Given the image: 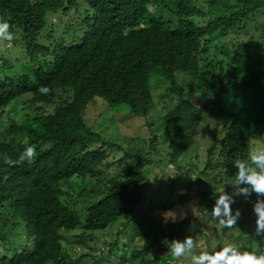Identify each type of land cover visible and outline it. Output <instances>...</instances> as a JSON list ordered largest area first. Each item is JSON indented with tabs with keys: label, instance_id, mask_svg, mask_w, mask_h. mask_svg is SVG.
I'll use <instances>...</instances> for the list:
<instances>
[{
	"label": "trees",
	"instance_id": "16d2710c",
	"mask_svg": "<svg viewBox=\"0 0 264 264\" xmlns=\"http://www.w3.org/2000/svg\"><path fill=\"white\" fill-rule=\"evenodd\" d=\"M261 10L264 0H0L13 45H25L29 56L18 65L0 54V116L8 114L7 123L0 119V264H74L79 257L65 246L67 233L81 231L75 240L85 245L126 218L105 255H84L102 264L119 250L146 196L151 203L137 235L157 252L143 256L135 240L121 264H178L161 241L186 237L194 215L184 206L198 201L208 216L222 191H234V161L247 160L251 141L264 135V71L257 68L264 42L235 37L249 32L256 24L250 16ZM245 56L253 58L248 74L240 71ZM158 86L177 100L162 118L163 156L162 142L145 157L103 138L87 120L95 102L117 114L124 104L130 114L147 116ZM18 109L22 121L10 116ZM203 133L211 134L209 161L185 170L181 156ZM33 145V162H5ZM156 152L176 169L153 188L147 170ZM256 199L237 197L238 227L221 232L264 253V238L255 235ZM177 207L186 214L164 223L159 212ZM215 250L205 240L196 251Z\"/></svg>",
	"mask_w": 264,
	"mask_h": 264
},
{
	"label": "rangeland",
	"instance_id": "374dc122",
	"mask_svg": "<svg viewBox=\"0 0 264 264\" xmlns=\"http://www.w3.org/2000/svg\"><path fill=\"white\" fill-rule=\"evenodd\" d=\"M250 19L254 20L256 24L249 29V32L239 31L238 34L235 35L236 41L239 39L238 41H243V43L246 44L257 40H262L264 42V12L261 10L257 13H253L250 16ZM69 26L71 25H66V27ZM58 30L61 31V29ZM3 42L5 43H1L0 54L13 59L18 65H25L28 63L29 56L25 52V45H13L12 41ZM257 52L259 53L258 50ZM41 55L42 54H39L38 59L43 62L45 60ZM258 56L260 57L259 62L262 63L259 64L257 68L264 71V56L262 57L260 54ZM258 56L256 54L253 56L255 61ZM19 58L21 61H17ZM253 58L245 56L243 62L240 64L242 66V69L240 70L241 73H249V64L252 63ZM154 97V106L150 109L147 116L130 114L129 110H125L126 106L124 104L118 106V108L123 111L122 113L117 114L115 107L105 108L95 102L91 103L86 109V117L88 122L94 127V130L99 132L103 138L112 141H121L125 147L133 149L134 152L141 150L142 155H145V157L147 156L146 152L154 148V145H156L155 142L158 144H161L162 142L161 146H157V148L159 151H162L163 156L166 144L163 141V135L165 132H162L164 124L162 118L174 107L177 100H175L176 95L167 91L163 86L154 88ZM7 115L5 116V119L0 116V119L5 120L7 123ZM10 116L14 117L15 121H22V119H25L22 109L10 112ZM214 123L216 124V121ZM204 127L215 129L212 124H204ZM0 128H3V125ZM210 137L211 134L203 133L198 140L191 143L189 150L181 156L182 164L184 165L185 170L186 168L192 167H196L198 170L204 168L206 162L209 161L208 149L212 145V142L207 140H209ZM253 149H264V135L261 138L251 141V150ZM160 154L159 152L154 153L152 156L154 164L148 165L147 173L150 178L149 187L152 186L154 188L158 187L160 184L163 185L166 182V179L163 178L164 173L167 175L175 174V171L173 170L176 169V166L169 163V160L161 157ZM159 160H163L164 163H159ZM150 203L151 197L146 196L138 209L139 219L137 222H133L134 224L132 223L128 226L125 232L122 233L121 246L119 247V250H116L114 252V256L110 259L104 260L102 264H121V259L125 257V253L127 252V247L129 245L130 253H132L135 247L134 241H140L141 239L140 236L137 235V230L142 223L145 213L149 210ZM184 207L188 209L187 212L191 211L194 215L191 216L193 219L192 224H190L186 229V236L192 235L199 241L198 244L203 243L198 245L196 250L204 247L205 240H208L210 246L214 249H219L228 243L236 244L241 250L247 249L243 248V246L241 247V241H238V239L233 235L227 233L222 234V228L219 226L218 222L212 219L210 211L207 216V210H200L198 201ZM181 208L182 207H177L170 210L176 212L178 217H183L186 214V209ZM164 212L166 211L161 210L159 212L162 218V214ZM125 221L126 218L107 229L96 231L95 234L91 236V240H89L85 245L78 243L75 240L79 237L78 233L81 231H71L67 233L71 243H65V246L69 249L73 258L79 257V260L75 261L74 264H92L93 259L89 256H84L88 255V253H92L98 257L105 255L107 253L108 245L116 238V234L121 228V222ZM254 228L256 231V226H254ZM145 245L146 243L144 241H140L137 246H141L143 256L151 255L157 252V245L155 243H150L148 247H145ZM259 248L260 246L258 244L255 245L254 251H257ZM189 261L190 257H185L182 258L178 264H189Z\"/></svg>",
	"mask_w": 264,
	"mask_h": 264
},
{
	"label": "clouds",
	"instance_id": "9594fccd",
	"mask_svg": "<svg viewBox=\"0 0 264 264\" xmlns=\"http://www.w3.org/2000/svg\"><path fill=\"white\" fill-rule=\"evenodd\" d=\"M15 39L8 21L0 17V42H11ZM39 91L42 94H49L51 89L41 86ZM37 157L36 147L29 146L17 160L5 156V162L11 166H18L25 162L31 163ZM237 171L233 178L231 187L232 193L222 191L216 198L215 204L210 212L213 220L217 221L221 228L234 229L238 227V221L242 216L241 209L233 210L237 197H244L250 200L255 194L257 199L252 205L256 223V236L264 238V149H253L247 160H236L233 165ZM164 223L169 221L178 222L181 217L176 212L169 210L162 214ZM162 244L177 261L190 257L189 264H264V253L254 250H241L236 244L228 243L218 250L197 252V239L188 235L183 240L168 239L165 237Z\"/></svg>",
	"mask_w": 264,
	"mask_h": 264
}]
</instances>
